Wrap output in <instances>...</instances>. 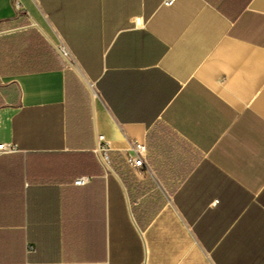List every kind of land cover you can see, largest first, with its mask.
Returning <instances> with one entry per match:
<instances>
[{"label": "crops", "instance_id": "0c3cea01", "mask_svg": "<svg viewBox=\"0 0 264 264\" xmlns=\"http://www.w3.org/2000/svg\"><path fill=\"white\" fill-rule=\"evenodd\" d=\"M165 2L0 0V264H264V0Z\"/></svg>", "mask_w": 264, "mask_h": 264}, {"label": "built area", "instance_id": "2783aa9c", "mask_svg": "<svg viewBox=\"0 0 264 264\" xmlns=\"http://www.w3.org/2000/svg\"><path fill=\"white\" fill-rule=\"evenodd\" d=\"M175 2V0H166L167 5H172ZM16 7L18 9H21V4L17 3ZM61 53L63 57L68 60L73 66H76L73 60L71 59L70 52L68 49H66L63 46H60ZM90 90V89H89ZM97 147H96V154L103 159L104 161L107 160L108 158V147H106V140L104 138V135L98 134L97 135ZM18 150V147L15 143L13 142H2L0 143V155L2 154H8V153H13ZM146 150V146L137 143L135 145V155L129 154L127 157V160L129 164L132 167H143L145 165V157H144V152ZM88 181L87 177H80L75 180V184L82 185L85 184Z\"/></svg>", "mask_w": 264, "mask_h": 264}, {"label": "bare ground", "instance_id": "6f19581e", "mask_svg": "<svg viewBox=\"0 0 264 264\" xmlns=\"http://www.w3.org/2000/svg\"><path fill=\"white\" fill-rule=\"evenodd\" d=\"M88 86H89L90 90L92 91V93L95 94V89H94V86L92 85V83L88 82Z\"/></svg>", "mask_w": 264, "mask_h": 264}, {"label": "water", "instance_id": "95a60500", "mask_svg": "<svg viewBox=\"0 0 264 264\" xmlns=\"http://www.w3.org/2000/svg\"><path fill=\"white\" fill-rule=\"evenodd\" d=\"M0 33H2V32H0ZM55 45V44H54ZM56 46V45H55ZM57 47V49L61 52V50H60V48L58 47V46H56ZM62 54V53H61ZM68 61V60H67ZM68 63L71 65V67L72 68H74L75 69V67L68 61ZM84 81V80H83ZM85 83V82H84ZM109 166V165H108ZM109 168L113 171V169L109 166Z\"/></svg>", "mask_w": 264, "mask_h": 264}]
</instances>
